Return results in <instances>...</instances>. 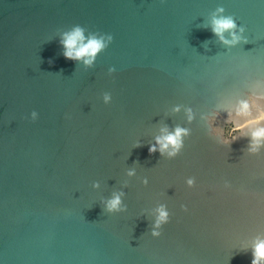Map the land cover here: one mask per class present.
Segmentation results:
<instances>
[{
  "label": "water",
  "instance_id": "1",
  "mask_svg": "<svg viewBox=\"0 0 264 264\" xmlns=\"http://www.w3.org/2000/svg\"><path fill=\"white\" fill-rule=\"evenodd\" d=\"M219 6L248 44L212 33ZM77 24L114 36L92 68L62 54ZM258 80L264 0H0V264H251L264 238V149L249 155L250 135L222 144L207 117L221 112L217 131L235 139L223 119L264 95ZM164 125L192 130L175 159L149 153ZM115 191L128 210L109 214L102 201ZM160 204L172 218L156 238Z\"/></svg>",
  "mask_w": 264,
  "mask_h": 264
},
{
  "label": "clouds",
  "instance_id": "2",
  "mask_svg": "<svg viewBox=\"0 0 264 264\" xmlns=\"http://www.w3.org/2000/svg\"><path fill=\"white\" fill-rule=\"evenodd\" d=\"M164 2V0H162ZM226 9L219 6L213 14L210 22L212 33L219 39V42L228 48H234L241 44H248L249 40L245 36L246 27L237 23L233 15H226ZM203 27H209L204 24ZM88 32V35L85 33ZM114 40L112 34H105L100 32L89 31L86 27L79 24L74 25L70 30L65 31L61 35L60 43L63 46V56L66 59L83 63L87 68L95 66L98 55L106 51ZM207 43V42H205ZM51 62V61H50ZM111 75L116 71L115 67L109 68ZM257 88H264V80H258L255 85ZM103 102L110 104L112 102V94L110 92L103 93ZM180 105L175 106L172 111L179 113L181 111ZM187 120L192 123L195 120V114L191 108L186 109ZM217 117H221V112H214L207 117L208 127L210 128L213 136L219 138L220 142L226 146H230L232 141L240 137H249L250 140L247 147V153L252 156L261 154L264 149V95L249 93L246 100L239 102L238 106L229 111L226 122H232L239 135L232 140L226 139L222 133L218 132L219 123ZM33 121L38 119V113L33 111L31 113ZM192 134L190 128L176 125L171 128L164 125L160 128V135L155 136V142L149 146V153L156 154L159 152L161 157L167 159H175L182 154L185 148L186 139ZM141 143H137L136 147H141ZM128 176H135L136 170L129 169ZM143 184L148 185L149 181L143 178ZM189 188L196 186V178L190 177L186 180ZM93 187L99 188V182H95ZM124 187H128L127 182ZM223 187L230 189L231 183L227 180L224 181ZM126 193L123 191L113 192L110 198L102 201L104 212L109 214H116L126 212L127 205L124 203ZM184 211H188L187 205L181 206ZM155 219L152 225L151 235L159 238L162 235L163 226L171 221L172 214L170 213L166 204H160L154 212ZM251 255L253 257L251 264H264V238L257 237L255 243L251 248Z\"/></svg>",
  "mask_w": 264,
  "mask_h": 264
}]
</instances>
